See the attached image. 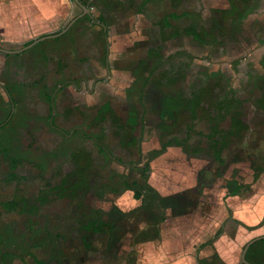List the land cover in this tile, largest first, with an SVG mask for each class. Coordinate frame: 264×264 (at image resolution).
Returning a JSON list of instances; mask_svg holds the SVG:
<instances>
[{"label": "rangeland", "instance_id": "374dc122", "mask_svg": "<svg viewBox=\"0 0 264 264\" xmlns=\"http://www.w3.org/2000/svg\"><path fill=\"white\" fill-rule=\"evenodd\" d=\"M68 1V14L58 30L83 11L75 0ZM81 1L90 14L60 39L41 41L25 51L35 57L27 60V87L22 88L17 117L0 116V248L4 245L5 252L16 254L8 264H49L53 251L58 260L80 258L85 236L92 240L85 264H120L125 255L128 263L143 264L147 253H159V241L146 247L149 236L159 230L137 233L133 240L135 229L192 209L201 188L212 181L222 183L234 160L245 159L252 172L264 167V0H249L245 17L229 18L224 29L216 30L214 20L229 8L230 0ZM28 8L25 15L33 10L41 25L46 23L48 12L42 6ZM171 13L176 16L168 18L171 27L161 32L162 41L159 25ZM204 28L212 34L193 37L188 32ZM157 45L163 52L149 56ZM163 72L186 75L185 93L193 88L196 101L207 89L210 97L230 98L220 129L231 127L233 113L244 118L249 129L228 140L222 163L207 155L189 165L185 150L209 144L210 111L199 108V117L185 119L176 131L169 129L165 97L176 101L182 91L176 77ZM61 84L64 89L57 92ZM54 92V101L48 100ZM52 102L57 116L53 120ZM176 108L182 117V105ZM245 142L248 150L244 147L240 156ZM77 153L90 160V171L65 193L60 182L63 176L72 179ZM132 181L154 188L145 192L149 200L143 206L127 187ZM38 199L41 206L28 209ZM89 219L113 223L116 230L111 236L87 231ZM110 248L115 249L108 252Z\"/></svg>", "mask_w": 264, "mask_h": 264}, {"label": "crops", "instance_id": "0c3cea01", "mask_svg": "<svg viewBox=\"0 0 264 264\" xmlns=\"http://www.w3.org/2000/svg\"><path fill=\"white\" fill-rule=\"evenodd\" d=\"M79 1L84 5L81 0ZM174 1L182 3L184 0ZM77 4L80 5L78 2ZM35 5L38 7L42 6V11L48 12L46 14V23L43 25H41L40 18H37L33 10H31L30 15L24 14L25 9L30 11L28 7ZM69 5L70 2L68 0H0V47L7 50H0V116H6L8 113L9 116L14 114L13 117H17L16 113L22 88L24 86L27 87V84L24 82L27 65L29 64L27 60L28 58L33 60L35 57L25 51L36 44L23 51L8 52V50L17 51L30 44L35 38L58 33V29H56L58 28L57 24L66 18ZM48 7L51 8L47 9ZM226 10H220L219 13L221 14L222 11ZM84 12L85 10L83 9L79 15H84L78 17L73 23L88 15ZM170 16L175 17L176 14L171 13L164 18L163 21L165 22L161 21L159 25L160 35L165 34L164 31L171 27L170 20H168ZM70 28L58 37L47 39L58 40L68 33ZM62 29L59 30L61 31ZM192 36L195 37L194 34ZM163 37L165 36L161 35L160 39L165 41ZM159 48H162L161 45ZM159 48L158 45L153 47L149 56L151 55L154 58L155 56H160L164 49L162 48L160 53ZM30 66L32 65L30 64ZM62 86L63 84L59 85L56 91L58 90L57 92H60L63 90L64 87ZM161 90L164 91L162 88ZM53 94L55 99L56 93L54 92L49 96L46 95L48 100L54 101V99H51ZM107 107L109 106L107 105ZM130 110L132 112L136 111L134 108ZM140 115L142 117L143 114L140 113ZM49 116L51 120L57 117L54 102L50 106ZM3 130L4 125L0 124V132ZM12 140L13 137L11 138ZM16 141L14 139L13 142ZM244 147H246L245 150H248V146H242L240 156L245 151ZM257 148L259 149L260 147ZM234 162V167H231L227 174L225 173L222 183L220 181H212L211 184L201 188L192 209H189L187 212L171 214L170 217L164 216L162 222L153 223L150 221L149 224L142 225L137 231L136 229L134 230L133 240L137 236V233L143 231L150 233L151 229L159 230L156 235L151 234L148 240H146L147 248L152 247L153 243L159 241V253H147L143 264H200L199 259L207 263L213 253L218 254V258L216 259L217 264L244 263L242 254L245 245L250 240L264 235V167L262 166V172L258 170H253L252 172V169H250L245 159L234 160ZM243 168L245 169L242 173L241 169ZM237 171L240 172V176L235 177ZM255 172H258V176H255ZM235 181H238L239 184L248 185L249 187L233 193L232 190L237 185ZM3 205L5 206L6 204ZM182 207L186 208L187 206L182 205ZM136 212L138 210L133 213L135 214ZM218 233L219 235L214 240L213 246L205 247L202 254H200V245L210 238L215 237ZM138 238L140 237L138 236ZM252 246L253 249L249 254L250 261L247 257L246 259L251 264H264V239L255 241L250 245L249 249ZM4 247L3 245L0 248V264H8L7 261H12L10 258L16 257L14 253L5 252ZM163 249L166 252H162ZM127 258V255H125L124 260H121L119 263L130 264ZM109 264L116 263L113 261L109 262Z\"/></svg>", "mask_w": 264, "mask_h": 264}, {"label": "flooded vegetation", "instance_id": "af4514ba", "mask_svg": "<svg viewBox=\"0 0 264 264\" xmlns=\"http://www.w3.org/2000/svg\"><path fill=\"white\" fill-rule=\"evenodd\" d=\"M234 2L236 4H238L239 7H240V9H239V11L237 13L241 14L242 17H245L247 15L248 11L251 9L250 7H251L252 4H250V1L249 0H230L228 9H232L233 8L232 5H233ZM234 16L237 17L238 15H234ZM230 19H232V18H230ZM228 20H229V18H228ZM225 22H223V28H224V23ZM159 47H160V45H158V48ZM159 50H160V53H161L162 48H159ZM163 73H164V75H170L171 77H176V80H178V87H180L181 91H182L181 95L186 98L187 109L183 112L182 117H180L181 118V122H180L181 124L183 123V121H185V119L188 121V119L190 117H192L193 115L195 117H199V114L196 113L199 108L200 109H203V108L205 109L206 108V110L210 111V114L213 116V115H216L218 112H221V111L224 112V108H226V104L227 103H230V106H231L232 101H231L230 98H228L227 96L223 97V99L221 97H219V96L210 97L209 96V92L210 91L208 89L206 91L207 93L205 94V96L202 97V100L198 101L199 102V104H198L197 101H196V97L197 96L193 95V90H192L193 88L190 91H188L189 93H185L187 90L185 89V86H183V85H184V78H185L186 75H182L181 73L172 74L171 72H163ZM153 76L154 75L152 74L151 77H153ZM196 85H199V84H196ZM204 86L206 88L208 87L206 85H204ZM193 87H195V85ZM193 101H195V102L193 104H190V102H193ZM263 101L264 100L262 99L261 103ZM204 103H206L207 106H204ZM108 106H111V104L108 103ZM189 108H192V109L189 110ZM261 108L264 109L262 105H261ZM230 112L233 113L232 110H230ZM233 114H238V113H233ZM137 116L140 117V115H137ZM239 117L242 119V122H243V125L241 126V128H242L241 132H242L247 127V124H246V122H245L243 117H241L240 115H239ZM172 123H173V121H172ZM178 127H179V125H176V126H173L172 128H169V129L176 131V129ZM247 129H249V128H247ZM247 129H245V130H247ZM232 138H234V137H232ZM247 144L248 143L245 142V144H242L241 147L244 146V145H247ZM100 148L105 150L103 145H100ZM76 156L77 157H75V160H73L74 168L71 167L72 168V175H70V177H72V179H70V178L69 179H64V176H63L62 177L63 181L60 182V188L59 189L61 190V189L65 188L66 189L65 193H67V192H69V191H71L73 189L75 182L78 183V181H79V183H81V181L85 180V178L88 177V173L90 171V166H91L90 162H89L90 160L88 158H86V156H83V155L78 154V153L76 154ZM116 160H118V159H116ZM118 161H120V160H118ZM81 169H84L83 172H79V171H81ZM63 182H67V183L69 182V183L66 186H64V185H62ZM136 182L137 181L127 182V187L130 186L133 183H136ZM22 198L25 199V197L23 195H22ZM39 201L40 200L38 199L37 200V204L35 206H32V205L27 206L28 209H36L38 206L40 207L41 205H39V203H40ZM30 203H33V200L30 201ZM86 226H87V228H86L87 231H90L92 233H97V232H102V231L106 232V233L108 232L110 234V236L116 230V226L113 223L105 222L103 220H98V219H89L87 221V223H86ZM82 243L84 245V248L81 249V250H83L84 253H82L79 256L80 258H74V257L69 255V258H67V259L60 258L59 260L57 259L58 256L53 251V244L52 243H48L47 246L49 248H51V250L53 251V254L51 255L52 258L47 260V261L49 262V264H63L65 261H67L68 263L71 261L72 264H73V261H74V264H85V261H86L85 254H87V253H89L91 251L92 240L91 239H87L86 236H85V237H83ZM107 247H108V245H107ZM114 249L115 248H110L109 250L108 249L107 250H108V252H110V251L112 252V251H114ZM85 252H87V253H85ZM43 263H47L46 260H44Z\"/></svg>", "mask_w": 264, "mask_h": 264}, {"label": "trees", "instance_id": "16d2710c", "mask_svg": "<svg viewBox=\"0 0 264 264\" xmlns=\"http://www.w3.org/2000/svg\"><path fill=\"white\" fill-rule=\"evenodd\" d=\"M232 6H233L232 9L222 11L220 16L219 17L217 16L215 18L213 30L224 29L223 28V22L227 21L228 18H234L235 17L234 15H238L237 17L241 16V14L237 13L240 9L239 5L234 2ZM59 31L60 30H58L57 32H59ZM190 31H192V34H194L195 37H200V35H199L200 33H202L205 36L212 34V31H209L205 28L202 32L199 31L198 33L196 31H193V29L192 30L189 29L188 32H190ZM180 96H181V99L178 97V99L176 101H171L170 99L167 98V96L165 97L166 106H165L164 111L166 112V115H168V118L171 121H173L172 124H169V126H167L168 128H172L173 126L179 125L181 122V118L178 116L177 111L174 110V108H176V107H170L169 106L167 108V104H169V103L176 104L177 105L176 109H178V104H179V106L182 105V113L187 109L186 98L183 97L181 94H180ZM176 102H178V103H176ZM194 102L195 101L190 102V104H193ZM197 103L199 104L198 101H197ZM262 106L264 108V101L262 102ZM205 110H206V108H205ZM223 116H224L223 111L218 112L216 115H213V116L211 114L208 115V117L211 118V121L213 123L211 131L208 134L209 144L207 147L202 148V149L200 147H196L194 149H191V151L189 149L185 150L186 157L189 161L190 166H192L195 162L201 163V161H200L201 159L199 160V158L200 157L208 158L207 155H210V157H213L212 160L215 159L216 161L221 162L222 161L221 154H222V151L226 148V146H228V140L232 137H239L241 135L240 134L241 129H242L241 126L243 125V122H242V119L239 117V115L238 114L233 115L232 124L228 130L220 129V123L224 119ZM201 153H202V155H200ZM192 157H195V160H192L191 159ZM196 157H197V160H196ZM195 164H197V163H195ZM128 187H129V190H133V197L135 199L139 200L140 201L139 205L142 204V206L144 205L143 203H145L149 200L147 198V196L145 195V192H153V189H154L151 185H147L144 183L139 184L137 182L131 184ZM248 187H249L248 185H242V184L237 183V185L233 188L232 192L237 193L238 191H241L242 189L245 190ZM13 202L16 203L15 201H13ZM14 203H12V204L14 205ZM139 205H137V207L133 208V212L137 211L140 208V207L138 208ZM166 206H168V205H165V207ZM160 207L165 208L164 206H160ZM220 232H222V231H220ZM218 235H219V233L216 234L215 237L210 238L209 240L205 241L204 243H202L200 245V247H199L200 254H202V251L205 247L213 246V242L217 238ZM252 249H253V246L249 249V251L247 252V255H246V257L249 261H250V255L249 254H250ZM217 258H218V254L213 253L211 259L207 263L202 262V260H200V259H199V263L200 264H217V262H216ZM239 264H244V263H239Z\"/></svg>", "mask_w": 264, "mask_h": 264}, {"label": "water", "instance_id": "95a60500", "mask_svg": "<svg viewBox=\"0 0 264 264\" xmlns=\"http://www.w3.org/2000/svg\"><path fill=\"white\" fill-rule=\"evenodd\" d=\"M75 1L78 2V3L83 7V9L85 10L84 13H86V14H90V10H89L85 5L81 4V2H80L79 0H75ZM82 15H84V14H82ZM82 15H79V16L75 17V18H74V19H73V20H72V21H71V22H70L65 28H63L60 32H58V33H52V34H47V35H44V36H41V37L35 38L30 44H28V45L25 46L24 48L19 49V50H17V51L8 50V52H18V51H23V50H26L27 48H29V47H31V46H33V45H35V44H37V43H39V42H41V41L47 39V38L58 37V36L62 35L63 33H65V32L70 28L71 24H72V23H73L78 17H80V16H82ZM0 50H1V51H7L6 49H4V48H2V47H0ZM260 239H264V235L259 236V237H256V238L250 240V241L245 245L244 250H243V254H242V260H243V262H244L245 264H251V263L246 259V253H247V251H248L250 245L253 244L255 241L260 240Z\"/></svg>", "mask_w": 264, "mask_h": 264}]
</instances>
